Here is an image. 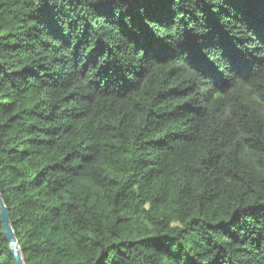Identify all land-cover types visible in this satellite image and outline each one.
<instances>
[{
    "label": "trees",
    "instance_id": "obj_1",
    "mask_svg": "<svg viewBox=\"0 0 264 264\" xmlns=\"http://www.w3.org/2000/svg\"><path fill=\"white\" fill-rule=\"evenodd\" d=\"M0 188L25 264H264V0H0Z\"/></svg>",
    "mask_w": 264,
    "mask_h": 264
},
{
    "label": "water",
    "instance_id": "obj_2",
    "mask_svg": "<svg viewBox=\"0 0 264 264\" xmlns=\"http://www.w3.org/2000/svg\"><path fill=\"white\" fill-rule=\"evenodd\" d=\"M0 209L2 215V222L4 226L5 233L7 235L8 241L10 243L11 249L16 259V264H25V260L21 251V247L17 236L15 234L9 209L5 203L3 192L0 188Z\"/></svg>",
    "mask_w": 264,
    "mask_h": 264
}]
</instances>
